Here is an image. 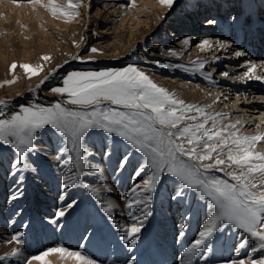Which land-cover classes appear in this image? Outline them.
I'll return each instance as SVG.
<instances>
[{"label":"rangeland","instance_id":"374dc122","mask_svg":"<svg viewBox=\"0 0 264 264\" xmlns=\"http://www.w3.org/2000/svg\"><path fill=\"white\" fill-rule=\"evenodd\" d=\"M0 1V51L5 54L0 55V101L6 102L0 105V118L10 117L20 111L22 105L48 106L57 101H67L66 94L53 93L51 89L61 86L63 78L69 72L105 71L135 65L158 86L174 94L176 99L202 107L205 112L214 116L216 113L223 114L216 117L217 127L236 124V129L229 130L238 129L240 134L247 135L264 133V80H248L245 77L250 64L257 66L254 73L256 76L264 77V28L260 27L264 23V0H219L218 6L213 0H175L171 8L161 4L159 0H154L157 2L154 6L149 4L152 0H78L79 15L64 17L57 14L60 18L53 15L47 6L49 3L46 1L49 0H39L37 3H31L30 0H18V3L16 0L18 5L15 3L16 7L13 9L14 1L11 0L12 4L6 3L7 0ZM2 1L9 4V7L2 9L1 5H6ZM23 2L26 5L22 4ZM114 2H120V6L113 4ZM203 2L206 4L202 5ZM20 4L24 9L20 8ZM40 4L45 6L40 8ZM67 4L68 0H56L58 7L67 8ZM131 5L133 10L130 9ZM195 11L198 13L195 14ZM192 13L195 17L200 14V17L191 19ZM236 13L237 18L243 20L244 24L252 18L257 21L258 32L254 34L256 37L243 44L244 47L239 43L244 35L237 41L238 39L228 32L216 34L214 30L218 28L217 25L206 24L214 17L220 21L230 19ZM172 30H176L175 35L171 34ZM210 30L212 38L208 41L213 47L198 48L203 41L196 39V36L210 33ZM190 35L195 37L191 38ZM221 44L227 46L222 48ZM92 48L98 51L92 52ZM238 51L244 55L237 57L235 53ZM253 51L256 53L253 54ZM45 56L49 59H43ZM194 62H202L204 67L196 71ZM13 63L17 64L15 70L11 69ZM23 64L42 66L43 70L32 76L21 67ZM185 68L192 70L185 71ZM224 72H228V76H224ZM45 76H48L46 81ZM42 81L44 82L41 83ZM68 107L79 108L70 104ZM189 115L198 114L192 112ZM237 121L239 123H236ZM36 145V151L29 160L36 171L14 174V149L0 144V228H3V233H0V257L16 248L23 252L19 257L0 260V264H8L10 261L26 264V251L29 246L35 251L33 255H38L50 247H67L69 244L65 240L63 230L67 231L71 224L74 226V221L80 219L81 213L85 212L88 217H92L96 212L99 214L101 222L93 227L92 235L99 231L97 234L102 242H110L107 248L115 262L145 264L146 258H152V238L154 239L158 229L160 234L163 232L166 221L174 224L167 225V230L173 232V241L183 239L180 228L193 233L192 237L195 239L199 233L195 226V229L193 228L196 211L202 205L209 207L213 213L215 211L209 198L202 196L196 189L185 188L176 178L165 173L154 192L140 194L141 199L152 195L151 215L144 222L139 233L140 239L134 247H130L122 239L125 235L123 229L130 227L135 222L133 217L139 214L141 216L144 211L143 205L128 207L129 199L132 198L130 189L134 183L146 178L151 172V169L147 168L141 177L133 176L134 170L141 162V155L133 151L131 162L125 170L118 171L119 162L122 156L130 151L129 147L119 137H108L100 130H93L85 139L88 154L84 158V175L76 178L74 187H64L63 177L74 174L77 168L74 160L68 164L63 162L71 154L61 151L65 147L61 137L51 126H47L38 133ZM257 145L260 146L259 151L264 152V141ZM225 171L233 169L228 168ZM20 174L25 177L21 184L23 196L13 199ZM211 174L225 177L232 182L225 172L213 170ZM85 184H91L96 191L85 188ZM178 190H182V196L173 199ZM69 205L73 206L68 207ZM108 205L112 206L111 211L106 212L104 209ZM60 211H64L65 215L59 216ZM181 220L183 227L180 226ZM221 227L226 229L215 234L210 244L211 252L208 253L206 249L199 250L190 264H198L196 261L203 264L219 261L229 263L241 259L245 264H250L249 257H264V251H250L256 242L242 230L227 224ZM60 231L63 233L57 234L56 240L50 238L51 233ZM17 232L24 233L22 245L12 240ZM88 233L85 238L89 237ZM85 238L82 236L81 240ZM245 238L248 239L249 246L238 248L240 240ZM90 239L80 241L77 248L81 253L93 256L91 253L94 249L91 250L88 244ZM82 242L85 243L81 246L83 251L80 248ZM140 242H144L143 245ZM232 243H236L235 250L215 254L218 244L225 248ZM34 246L37 247L34 249ZM57 254L56 257L63 255ZM198 255L201 257H197ZM204 255H207L206 260ZM49 260L46 264L57 262L52 258ZM176 264H180V260H177Z\"/></svg>","mask_w":264,"mask_h":264},{"label":"snow or ice","instance_id":"6c2138e0","mask_svg":"<svg viewBox=\"0 0 264 264\" xmlns=\"http://www.w3.org/2000/svg\"><path fill=\"white\" fill-rule=\"evenodd\" d=\"M159 2L171 8L175 0ZM47 6L54 15H79L78 0H68L67 8L56 6V0H49ZM202 44L213 47L208 40H204ZM220 47L225 45L221 44ZM91 51L97 52L98 49L92 48ZM235 55L239 57L244 53L238 51ZM43 59L48 60L49 57L45 56ZM194 65L196 71L204 67L202 62H194ZM16 67V63L11 65L12 70ZM21 67L32 76L43 70L42 66L33 67L30 64H23ZM256 67L255 64H250L245 72L248 80L264 79L254 74ZM223 75L228 76V72ZM47 79L48 76H45L44 81ZM11 82L13 81H9ZM51 91L66 94L67 101H57L48 106L22 105L20 111L10 117L0 118V144L14 149V174L36 171L29 160L37 148V135L51 126L65 144L61 151L71 154L63 162L68 164L74 160L76 163L77 171L63 177L64 187H74L76 178L84 175V158L88 154L85 139L93 130H100L108 137H119L130 149L122 156L118 171L125 170L131 162L133 151L141 155V162L133 176L141 177L147 168L151 169L146 178L134 183L130 189L132 198L129 199L128 207L144 206L142 215L134 216L135 222L123 229L125 235L122 239L130 247H134L140 239L139 233L144 222L151 215L152 195L141 199L140 194L154 192L166 173L176 178L185 188L196 189L202 196L209 198L215 209L199 231V238L188 247L186 256H194L201 249L210 253V242L223 224L242 230L255 241V245L250 248L252 253L264 251V152L256 147L264 141V133L247 135L240 134L238 129L230 131L229 129H236V124L217 127L216 117L223 114L216 113L214 116L205 112L202 107L176 99L174 94L158 86L135 65L105 71H72L63 78L61 86H55ZM5 103L0 101V105ZM69 104L79 108H70ZM192 112L198 115H189ZM228 168L233 171L226 172ZM213 170L225 172L232 182L212 175ZM24 179L22 174L18 175L17 191L13 199L23 196L21 184ZM83 186L96 191L91 184ZM182 194V190H178L173 199ZM111 207L108 205L104 210L111 211ZM58 215L62 217L65 212L60 211ZM23 236V232H17L12 240L22 245ZM248 246L247 238L241 239L237 245L240 249ZM50 253H66L79 261V264H96V261L79 251L73 252L63 247L49 248L31 256L26 264L44 261ZM21 255L20 249L16 248L0 257V260ZM203 258L206 260L207 255ZM249 260L250 264H264V257H249ZM229 264L245 262L241 259L238 262L230 261Z\"/></svg>","mask_w":264,"mask_h":264},{"label":"bare ground","instance_id":"6f19581e","mask_svg":"<svg viewBox=\"0 0 264 264\" xmlns=\"http://www.w3.org/2000/svg\"><path fill=\"white\" fill-rule=\"evenodd\" d=\"M6 1V0H5ZM12 1H14V5L11 3ZM7 0L6 1V3H8V2H10L11 4H12V9H13V7H16L15 6V1L16 0ZM18 1V0H17ZM39 0H37V2H38ZM43 1V0H42ZM59 1H61V0H59ZM113 1V0H112ZM130 1V0H129ZM144 1V0H143ZM218 1L219 0H213V3L216 5V6H218L219 4H218ZM239 1V0H238ZM2 2H4V1H2ZM36 2V3H37ZM63 2V1H62ZM111 2V1H110ZM116 2V1H115ZM113 3V4H118V3H120V2H117V3ZM152 2V3H151ZM149 4L151 5V6H154L153 4H157V2L156 1H154V0H152ZM5 3V2H4ZM5 3V4H6ZM18 3H19V1H18ZM25 2H23L22 4H24ZM32 3V2H31ZM46 3H49L48 1H46ZM144 3H146V2H144ZM0 4H1V1H0ZM11 4H10V6H11ZM66 4V3H65ZM108 4V3H107ZM206 4V2H203V4L202 5H205ZM2 5H3V7H2ZM1 5V8L3 9L4 7H9V4L7 5H5L4 6V4H2ZM16 5H18L17 3H16ZM25 5H26V3H25ZM28 5V4H27ZM33 5V4H32ZM35 5V4H34ZM41 5V4H40ZM44 5V4H43ZM43 5H41V7L40 8H42V6ZM48 5V4H47ZM68 5V4H67ZM110 5V4H109ZM119 5V4H118ZM117 5V6H118ZM135 5V4H134ZM20 6H22V7H20V8H23V5H21L20 4ZM45 6V5H44ZM120 6V5H119ZM122 6V5H121ZM132 6V5H131ZM145 6V5H144ZM7 7V8H8ZM115 7V6H114ZM123 7V6H122ZM205 7V6H204ZM11 8V7H10ZM33 8V7H32ZM117 8H120V7H117ZM202 8V7H201ZM223 8V7H222ZM18 9V8H17ZM24 9V8H23ZM131 10H133L134 8H133V6H132V8H130ZM27 10H29V9H27ZM45 10H46V7H45ZM128 10H129V8H128ZM127 10V11H128ZM14 11H16V8H15V10ZM18 11V10H17ZM22 11V10H21ZM25 11V10H24ZM40 11H41V9H40ZM130 11V10H129ZM128 11V12H129ZM259 11V10H258ZM51 12V11H50ZM49 12V13H50ZM200 12V11H199ZM15 13V12H14ZM17 13V12H16ZM195 14H197L198 12L197 11H195L194 12ZM128 14V13H127ZM224 14V13H223ZM47 15L48 14H46V17H47ZM50 15V14H49ZM52 15V14H51ZM54 15V14H53ZM53 15H52V18H53ZM131 15V14H130ZM194 14L192 13V16H193ZM200 15V14H199ZM193 16V17H190L191 19H193V18H195V19H197V18H199L200 16ZM57 16V15H56ZM56 16H54L55 18H56ZM59 16V15H58ZM57 16V17H58ZM237 16H238V13H236V15H234L233 17H231L230 19H224V20H220L219 21V19L217 20V18L215 19V17L213 18V19H211L210 20V22H207L206 24L207 25H217V29L216 30H214V32H216V34L217 33H223V32H225V33H230L231 35L233 34V36H235L238 40L237 41H239L240 39H241V36L242 35H244V37L241 39V41H239V43L241 44V46H243L244 47V45L243 44H247V43H249V40L251 39V38H255L256 36V34H257V32H258V29H257V21H255V18H252V20L250 21V22H248V23H246V24H244V22H243V20H241L239 17L237 18ZM257 16V15H256ZM260 16V15H259ZM51 17V16H50ZM226 17V16H225ZM49 18V17H48ZM54 18V19H55ZM58 18H60V17H58ZM211 18V17H210ZM233 18V19H232ZM53 19V21H55ZM41 21H43L42 19H40ZM48 20V19H47ZM52 20V19H51ZM59 20H61V19H59ZM258 20V19H257ZM264 20V19H263ZM262 20V21H263ZM45 22H46V18H45V20H44ZM15 22V21H14ZM50 22H52V21H50ZM62 22V21H61ZM16 23V22H15ZM39 23V22H38ZM37 23V24H38ZM47 23V22H46ZM43 23H41V25H42ZM49 24V23H48ZM34 25V24H33ZM260 27H263L264 28V23H262V25H260ZM219 30V31H218ZM176 30H172V32H171V34H174L175 35V32ZM213 32V31H212ZM178 34V33H177ZM255 34V35H254ZM188 35V34H187ZM211 30H210V33H204V34H199L198 36H196V39H200L201 41H204V40H209L210 38H212L211 36ZM191 36V38H194L195 37V35H190ZM189 36V37H190ZM200 36H202V37H200ZM215 37V36H214ZM213 37V38H214ZM219 37V36H218ZM186 38V37H185ZM216 38V37H215ZM225 38V37H224ZM189 39V38H188ZM221 39V38H220ZM223 39V38H222ZM226 39V38H225ZM214 40H216V39H214ZM218 40V39H217ZM261 40H263V38L261 39ZM260 40V41H261ZM225 41H227V40H225ZM219 43V42H218ZM233 43V42H232ZM220 44V43H219ZM236 44H238V43H236ZM15 45V44H14ZM199 45V44H198ZM227 46V45H226ZM225 46V47H226ZM198 48H205V49H207L208 47L207 46H204L203 44H201V47H199L198 46ZM227 49V48H226ZM243 49V48H242ZM206 51V50H205ZM227 51V50H226ZM251 52V51H250ZM254 53H256V51H253V54ZM248 54V53H247ZM250 54V53H249ZM258 54V53H257ZM257 54H255V55H257ZM0 55L2 56V55H5L4 54V52L3 51H0ZM245 55H246V52H245ZM251 55V54H250ZM251 56H254V55H251ZM194 79V78H193ZM200 79V78H199ZM198 79V80H199ZM264 80V79H263ZM197 82V81H196ZM243 82V81H242ZM197 83H199V82H197ZM234 84V83H233ZM225 86V85H224ZM258 87V86H257ZM225 88H227V87H225ZM253 91V90H252ZM227 92H229V90L227 91ZM44 147V146H43ZM256 147H257V150H259L260 149V146H258V145H256ZM47 149V148H46ZM91 154V153H90ZM101 169V168H100ZM103 173V172H102ZM105 174V173H104ZM224 179H226L225 177H224ZM171 180H174V179H171ZM99 184H101V183H99ZM104 185V184H103ZM105 188V187H104ZM96 189V188H95ZM106 189V188H105ZM101 190V189H100ZM106 191H107V189H106ZM105 193L106 192H104V195H105ZM111 195H113V194H111ZM114 196V195H113ZM106 198H108L109 199V197L108 196H106ZM111 198V197H110ZM112 199V198H111ZM110 201V200H109ZM112 201V200H111ZM107 203V202H106ZM115 204V203H114ZM113 205V204H112ZM69 207V206H68ZM187 208H188V206H186ZM209 210H210V212H209ZM178 211V210H177ZM164 212V211H163ZM187 211H185V213H186ZM86 213V212H85ZM85 213H81V215H80V219H76L77 221H74L73 223H74V226H72V224L70 225V228L67 230V231H64L63 230V232L65 233V235H66V239L65 240H67V242H68V246L67 247H64V248H67V249H69L70 251H79V249L77 248V245H78V243H81L80 241H82L85 237H86V235H87V232H89L88 234V238H85V240L86 239H90L89 240V242H88V244L90 245L89 246V248L92 250V248L94 249V252L93 251H90L89 249H88V251L89 252H93V253H91L93 256H91V255H85V254H83V253H81L80 251V253L82 254V255H84V256H87V257H89V258H91L92 260H94V261H96V264H120V262H115L116 260H114V259H112L111 258V252H110V250L107 248V246H108V243H110V242H108V243H105V242H102V239H101V237H99V235L97 234L99 231H96L97 233H95V234H93L92 235V231L94 230V228L93 227H95V225H97V224H99V222H101L100 221V218H99V214H94L92 217H88L87 216V214H85ZM213 214V211L209 208V207H207L206 205H202V206H200V208L196 211V213H195V219H194V221H193V228H194V226L197 228V231L199 230H202V228H203V226H204V224L206 223V221L209 219V217L211 216ZM137 215V214H136ZM140 215V214H139ZM138 215V216H139ZM52 216V215H51ZM189 216V215H188ZM184 219H186V217H184ZM73 220V219H72ZM187 220V219H186ZM61 221V220H60ZM63 222V221H62ZM64 222H66V221H64ZM71 222V221H70ZM134 223V222H133ZM166 223L167 224H165L164 225V227H163V232L160 234V230L158 229L157 230V232H156V234H155V236H153L154 237V239L152 238V244H151V247H153V249L151 250V253H150V256H152V258H150L149 257V259L148 258H146V262H145V264H176V262H177V260H180V264H187V263H189V261L191 262V261H193V259H194V256L197 254H195L194 256H186L185 255V253H186V251H187V249H188V247H190L192 244H193V242L195 241V239H198L199 237H198V235L195 237V239L193 238L194 237V235H193V233H188V231H186L184 228H180V232L182 233L181 235H182V237H183V239L181 240V239H177V242L176 241H173L172 240V236H173V232L172 231H168L167 230V225L168 226H170V222H168V221H166ZM62 224V223H61ZM69 225V224H68ZM172 225H174V224H171V226ZM62 226V225H61ZM180 226L181 227H183L184 225H183V223H182V220H181V223H180ZM109 227V226H108ZM86 228H88L87 230H86ZM110 228V227H109ZM231 228V227H230ZM50 229V228H49ZM61 229H63V228H61ZM67 229V228H66ZM65 229V230H66ZM172 229V228H171ZM195 229V228H194ZM224 229H226V228H224V227H221V229L218 231V232H224ZM232 230H233V228H231ZM48 230V229H47ZM58 230V229H57ZM111 230V229H110ZM87 231V232H86ZM61 232L62 231H60V232H58V233H56V232H54L55 234H50V238L52 239V240H56L57 239V234H61ZM62 232V233H63ZM191 232H192V230H191ZM217 232V233H218ZM0 233H3V228H0ZM100 233V232H99ZM112 233V232H111ZM101 234H103V232L101 233ZM105 234V233H104ZM179 234V233H178ZM41 235V234H40ZM166 235H167V237H166ZM196 235V234H195ZM82 236H83V239L81 240V238H82ZM106 236V235H105ZM112 236V235H111ZM191 236V237H190ZM193 236V237H192ZM108 237H110V236H108ZM107 239V238H106ZM63 240V239H62ZM85 240H83V241H85ZM93 240V241H92ZM111 240V239H110ZM86 241H88V240H86ZM91 241L93 242V244L91 243ZM145 241H147V240H144V242ZM33 242V241H32ZM49 242V241H48ZM53 242V241H52ZM144 242H140V243H142V245H143V243ZM35 243H37V242H35ZM83 243L84 242H82V244L80 245V248H81V246L83 245ZM87 243V242H86ZM53 244H54V242H53ZM85 244V243H84ZM210 244H211V242H210ZM1 245V244H0ZM7 245H9V244H7ZM6 245V246H7ZM30 245V244H29ZM34 245V244H33ZM111 245V244H110ZM145 245V244H144ZM3 246V245H2ZM1 246V247H2ZM5 246V245H4ZM79 246V245H78ZM87 246V245H86ZM91 246H93V247H91ZM121 246V245H120ZM235 246H236V243H232V244H230V245H228V246H226L225 248H224V246H221V245H217L216 246V250H215V254L216 255H220V254H223V253H229V252H231V251H233V250H235ZM8 247V246H7ZM37 247V246H36ZM35 246H34V249L36 248ZM56 247V246H55ZM110 247V246H109ZM4 248V247H3ZM51 248V247H50ZM58 248V247H57ZM87 248V247H86ZM33 248H32V246H29L28 248H27V255H28V258H30L31 256H34L32 253H34L35 251L34 250H32ZM45 249V248H44ZM82 249V248H81ZM25 250V249H24ZM39 250V249H38ZM43 250V249H42ZM231 250V251H230ZM33 251V252H32ZM82 251H83V249H82ZM85 251V250H84ZM122 251H124V250H122ZM135 251V250H134ZM26 252H25V254H26ZM40 252V251H39ZM119 251H116V253H118ZM23 253V252H22ZM95 253V254H94ZM139 253V252H138ZM35 254V253H34ZM59 254V253H58ZM57 254V255H58ZM62 254V253H61ZM88 254V253H87ZM140 254V253H139ZM115 255V254H114ZM113 255V256H114ZM117 255V254H116ZM112 256V257H113ZM27 257V256H26ZM58 257V256H57ZM56 257V253H50L49 254V256L48 257H45V263H44V261H32V264H46V263H48V261H50L49 259L50 258H52V259H55V260H57V262H54L55 264H79V261H77L74 257H70V256H68L66 253H63V255H61L60 257H58L57 258ZM116 257V256H115ZM114 257V258H115ZM143 257V256H142ZM197 257H201V255H198ZM23 258V257H22ZM28 258H26V260L28 259ZM122 258V257H121ZM125 258H127V257H125ZM124 258V259H125ZM25 259V258H24ZM117 259H119V258H117ZM258 259H260V258H258ZM123 260V259H122ZM127 260V259H126ZM53 261V260H52ZM17 262H18V260H17ZM127 262H128V260H127ZM196 262H199L198 264H203L202 262H200V261H196ZM238 262V261H237ZM25 263V262H24ZM53 263V264H54ZM141 263V262H140ZM8 264H16L15 263V261H10V262H8ZM51 264V263H50ZM124 264H128V263H124ZM214 264H229L228 262H224V261H219V262H216V263H214Z\"/></svg>","mask_w":264,"mask_h":264}]
</instances>
